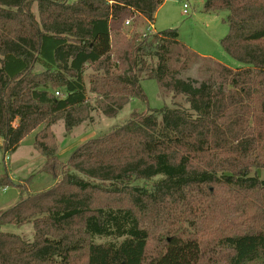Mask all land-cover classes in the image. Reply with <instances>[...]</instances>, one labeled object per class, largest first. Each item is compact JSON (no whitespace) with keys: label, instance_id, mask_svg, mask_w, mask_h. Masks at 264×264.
Wrapping results in <instances>:
<instances>
[{"label":"trees","instance_id":"1","mask_svg":"<svg viewBox=\"0 0 264 264\" xmlns=\"http://www.w3.org/2000/svg\"><path fill=\"white\" fill-rule=\"evenodd\" d=\"M164 1L0 0V151L36 131L39 171L55 180L19 185L0 211V228L33 226L32 238L0 230V264H264V0L204 2L228 11L221 44L238 68L178 28L125 35L126 19L154 24ZM195 65L201 80L181 76ZM144 79L188 105L134 110L60 158L53 125L71 133L93 110L147 102Z\"/></svg>","mask_w":264,"mask_h":264},{"label":"rangeland","instance_id":"2","mask_svg":"<svg viewBox=\"0 0 264 264\" xmlns=\"http://www.w3.org/2000/svg\"><path fill=\"white\" fill-rule=\"evenodd\" d=\"M184 2L189 3L187 14L183 12ZM204 2L205 0H165L156 13L154 27L158 31L167 28H178L181 40L200 54L211 56L232 68L244 66L245 64L242 61L230 55L221 44V39L228 32V24L223 20L228 11L207 12L204 10ZM33 11L38 15L36 4L33 6ZM127 20H131L129 25L126 24ZM150 27V22L142 17L128 18L122 23L125 35H130L134 31L140 33L155 31ZM91 72L92 68L86 69L87 86ZM181 76L194 77L199 80L203 78L198 73V65L182 72ZM141 85L147 95V102L139 98H133L112 117L106 116L99 110H93L91 117L82 122V126L80 124L75 127L71 133L66 132L63 120L53 125L59 143L58 154L60 158L67 160L83 140L108 133L116 126H120L128 120L134 110L142 111L147 107L172 106L175 101L188 105L185 103L183 96L174 97L172 93L162 95L155 79H144L141 81ZM90 98L93 102L95 96L90 95ZM34 136V133L28 136L24 143L13 153L11 160L10 157L6 159L0 151V175L8 172L16 184V186L0 187V211L9 208L19 200V185L27 186L33 192L46 189L55 183L50 175L39 171L43 163L39 160L40 155H37L34 151ZM77 142L78 145H76ZM257 174L264 179V169H259ZM0 230L16 232L28 238L33 236L31 223L20 227L14 225L2 226ZM156 243L155 240L151 242V250Z\"/></svg>","mask_w":264,"mask_h":264},{"label":"crops","instance_id":"3","mask_svg":"<svg viewBox=\"0 0 264 264\" xmlns=\"http://www.w3.org/2000/svg\"><path fill=\"white\" fill-rule=\"evenodd\" d=\"M163 5V4H162ZM161 5V6H162ZM153 30H155V31H158V30H156V28L154 27V24H153ZM64 123V122H63ZM83 124L81 123V125L80 126H82ZM79 126V127H80ZM78 127V126H77ZM34 133V135L36 134V131L35 132H33ZM28 138V136L23 140V142H22V144L24 143V141L26 140ZM34 141H35V136H34ZM84 141V140H83ZM33 143V142H32ZM21 144V145H22ZM20 145V146H21ZM76 145H78V142H77V144ZM75 145V146H76ZM34 147V151H35V153L37 154V155H40V157H39V160L42 162V163H44V160H45V158H44V156H42L37 150H36V148H35V146H33ZM73 147V146H72ZM71 149H73V148H71ZM12 156H13V154H11L10 155V160L12 159Z\"/></svg>","mask_w":264,"mask_h":264},{"label":"built area","instance_id":"4","mask_svg":"<svg viewBox=\"0 0 264 264\" xmlns=\"http://www.w3.org/2000/svg\"><path fill=\"white\" fill-rule=\"evenodd\" d=\"M188 8H189V3L184 2V4H183V12L187 14L188 13ZM130 23H131V20H127L126 21L127 25H129ZM151 28L153 29V24H151L150 29ZM56 94L58 95L59 92L57 91ZM1 144H2V138L0 137V146H1ZM9 157H10V155H6V159H9Z\"/></svg>","mask_w":264,"mask_h":264}]
</instances>
